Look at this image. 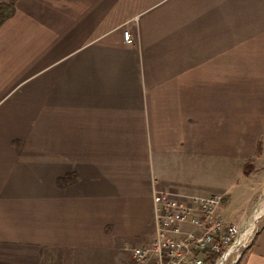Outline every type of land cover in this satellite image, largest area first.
<instances>
[{
  "label": "crops",
  "instance_id": "crops-1",
  "mask_svg": "<svg viewBox=\"0 0 264 264\" xmlns=\"http://www.w3.org/2000/svg\"><path fill=\"white\" fill-rule=\"evenodd\" d=\"M156 189L224 192L236 225L264 207V0H16L0 264H120V238L152 241ZM237 264H264V222Z\"/></svg>",
  "mask_w": 264,
  "mask_h": 264
},
{
  "label": "built area",
  "instance_id": "built-area-1",
  "mask_svg": "<svg viewBox=\"0 0 264 264\" xmlns=\"http://www.w3.org/2000/svg\"><path fill=\"white\" fill-rule=\"evenodd\" d=\"M126 41L133 42L130 34ZM225 195L156 189L154 236L150 243L133 248L134 260L140 264H237L251 244L254 217L236 225L218 216L217 207Z\"/></svg>",
  "mask_w": 264,
  "mask_h": 264
},
{
  "label": "rangeland",
  "instance_id": "rangeland-1",
  "mask_svg": "<svg viewBox=\"0 0 264 264\" xmlns=\"http://www.w3.org/2000/svg\"><path fill=\"white\" fill-rule=\"evenodd\" d=\"M191 193H199L197 191L191 192ZM264 201V200H263ZM237 207H225L223 209V215L228 218L230 221H232L235 217L239 215L240 212L236 210ZM254 223L255 226L252 230L251 240L254 238L256 232L259 230L260 226L264 222V207L260 208L259 211L254 213ZM261 216V217H260ZM259 218V219H258ZM258 219V221H256ZM249 220V218H248ZM252 242V241H251ZM127 244V245H126ZM138 244V243H135ZM133 245L134 241L130 240L128 238H120V264H136L133 259ZM138 245H141L139 243ZM101 252L97 251H88V255H90L92 258L89 259V263L91 264H114L116 260L111 257L112 252L108 250H99ZM110 253V254H109Z\"/></svg>",
  "mask_w": 264,
  "mask_h": 264
},
{
  "label": "trees",
  "instance_id": "trees-1",
  "mask_svg": "<svg viewBox=\"0 0 264 264\" xmlns=\"http://www.w3.org/2000/svg\"><path fill=\"white\" fill-rule=\"evenodd\" d=\"M15 1L16 0H0V25L3 24L8 18H10L15 12ZM73 175L69 174L68 176L59 179L58 183L61 185L66 181L73 179Z\"/></svg>",
  "mask_w": 264,
  "mask_h": 264
},
{
  "label": "bare ground",
  "instance_id": "bare-ground-1",
  "mask_svg": "<svg viewBox=\"0 0 264 264\" xmlns=\"http://www.w3.org/2000/svg\"><path fill=\"white\" fill-rule=\"evenodd\" d=\"M254 224H255V223H254V220H253V221H252V227H254Z\"/></svg>",
  "mask_w": 264,
  "mask_h": 264
}]
</instances>
